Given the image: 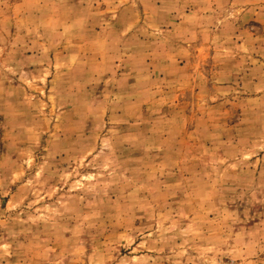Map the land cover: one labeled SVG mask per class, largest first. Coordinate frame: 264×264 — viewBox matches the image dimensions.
<instances>
[{
  "label": "rangeland",
  "instance_id": "rangeland-1",
  "mask_svg": "<svg viewBox=\"0 0 264 264\" xmlns=\"http://www.w3.org/2000/svg\"><path fill=\"white\" fill-rule=\"evenodd\" d=\"M0 264H264V0H0Z\"/></svg>",
  "mask_w": 264,
  "mask_h": 264
}]
</instances>
